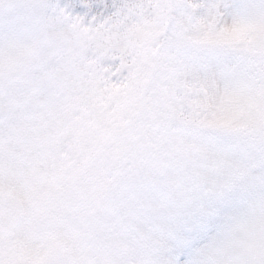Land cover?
<instances>
[{"label": "snow or ice", "instance_id": "6c2138e0", "mask_svg": "<svg viewBox=\"0 0 264 264\" xmlns=\"http://www.w3.org/2000/svg\"><path fill=\"white\" fill-rule=\"evenodd\" d=\"M10 102L0 264H264V0H0Z\"/></svg>", "mask_w": 264, "mask_h": 264}, {"label": "rangeland", "instance_id": "374dc122", "mask_svg": "<svg viewBox=\"0 0 264 264\" xmlns=\"http://www.w3.org/2000/svg\"><path fill=\"white\" fill-rule=\"evenodd\" d=\"M21 74L18 86L23 81ZM20 128L16 116V107L14 102H10L6 110H0V155H5L10 162L15 160V145L19 139ZM62 222L69 226H77L78 219L75 209L68 207L64 210Z\"/></svg>", "mask_w": 264, "mask_h": 264}, {"label": "water", "instance_id": "95a60500", "mask_svg": "<svg viewBox=\"0 0 264 264\" xmlns=\"http://www.w3.org/2000/svg\"><path fill=\"white\" fill-rule=\"evenodd\" d=\"M0 214L13 219L14 222H21V217L12 199L0 200Z\"/></svg>", "mask_w": 264, "mask_h": 264}]
</instances>
